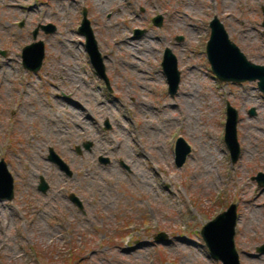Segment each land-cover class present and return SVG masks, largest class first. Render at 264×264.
I'll return each instance as SVG.
<instances>
[{"label": "rangeland", "instance_id": "rangeland-1", "mask_svg": "<svg viewBox=\"0 0 264 264\" xmlns=\"http://www.w3.org/2000/svg\"><path fill=\"white\" fill-rule=\"evenodd\" d=\"M84 10L107 80L79 30ZM214 16L264 66V0H0V160L14 182L13 200H0V264H218L201 230L231 204L240 264H264V188L253 179L264 173V94L215 77ZM38 41L45 57L33 72L22 51ZM165 49L180 72L174 96ZM227 103L238 112L235 164ZM179 137L190 147L181 167Z\"/></svg>", "mask_w": 264, "mask_h": 264}, {"label": "water", "instance_id": "water-1", "mask_svg": "<svg viewBox=\"0 0 264 264\" xmlns=\"http://www.w3.org/2000/svg\"><path fill=\"white\" fill-rule=\"evenodd\" d=\"M153 24L160 27L162 25V16L153 19ZM22 26V24H21ZM264 28V20L262 22ZM45 32H54L53 25L42 26ZM211 35L207 42L206 54L211 66L212 72L220 82L225 83H244L257 82L258 89L264 94V66L252 63L241 52L239 47L231 41L225 27L217 16H214L210 22ZM80 32L85 36L87 52L90 56L91 63L96 73L107 80L102 63V57L98 51L97 43L86 18V10L83 13V20L79 28ZM38 29L33 32L34 40L37 37ZM142 33L141 30L134 32L137 37ZM178 40H182L179 36ZM45 57V49L42 41L33 42L23 48L22 58L23 65L33 72H38L42 66ZM163 71L167 77L168 91L171 96L177 93L180 83V72L177 68V59L170 49H165L163 62ZM234 68V69H233ZM255 114V110L250 111ZM237 123L238 112L229 103H227V118L225 125V143L230 152L232 164L238 160L240 155V147L237 141ZM109 129V122L105 123ZM90 145H85L89 149ZM50 161L58 164L62 170L70 174L68 166L53 151L49 150ZM190 153L189 145L180 137L176 142L175 164L181 167ZM101 162L108 163L109 159L101 158ZM260 187L264 188V173L260 172L254 177ZM40 190L45 191L47 184L41 179ZM14 198V182L11 174L8 172L4 159L0 160V200L12 201ZM73 202L82 209L81 201L76 197H71ZM238 215L235 204H231L227 210L218 214L213 220L206 223L201 231V236L208 247L210 254L220 264H240L239 253L235 245V235L237 227ZM166 236L159 234L156 240H165ZM258 253H264V244L257 248Z\"/></svg>", "mask_w": 264, "mask_h": 264}, {"label": "bare ground", "instance_id": "bare-ground-1", "mask_svg": "<svg viewBox=\"0 0 264 264\" xmlns=\"http://www.w3.org/2000/svg\"><path fill=\"white\" fill-rule=\"evenodd\" d=\"M234 69V68H233ZM164 72V71H163ZM165 74V73H164ZM166 76V75H165ZM157 77V76H156ZM158 78V77H157ZM167 78V77H166ZM245 83V82H244ZM72 104V106H73V109H71L70 111L72 112V111H74L75 112V114H77L78 113V110H83V106L82 105H80V104H77V103H71ZM68 109H69V107H68ZM77 127L79 128V129H83L82 127H81V125H80V123H78L77 122ZM208 162V161H207Z\"/></svg>", "mask_w": 264, "mask_h": 264}, {"label": "flooded vegetation", "instance_id": "flooded-vegetation-1", "mask_svg": "<svg viewBox=\"0 0 264 264\" xmlns=\"http://www.w3.org/2000/svg\"><path fill=\"white\" fill-rule=\"evenodd\" d=\"M218 262V261H217ZM218 264H219V262H218Z\"/></svg>", "mask_w": 264, "mask_h": 264}]
</instances>
